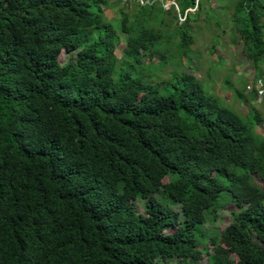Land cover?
<instances>
[{"label":"trees","instance_id":"trees-1","mask_svg":"<svg viewBox=\"0 0 264 264\" xmlns=\"http://www.w3.org/2000/svg\"><path fill=\"white\" fill-rule=\"evenodd\" d=\"M132 1L117 30L113 0H0V264H264L261 114L190 73L133 75L165 65L164 41L189 54L207 0ZM233 2L231 36L262 80L264 0ZM228 205L210 251L202 227Z\"/></svg>","mask_w":264,"mask_h":264},{"label":"rangeland","instance_id":"rangeland-1","mask_svg":"<svg viewBox=\"0 0 264 264\" xmlns=\"http://www.w3.org/2000/svg\"><path fill=\"white\" fill-rule=\"evenodd\" d=\"M116 1L118 0H113L115 2L113 6L106 9L105 16L107 22L119 30L120 10L124 8L132 15L137 8L133 1L125 5L123 0L122 3ZM175 1L162 0L164 5L169 6H172ZM233 4V0H207V4H204L205 10L198 16V22H195L198 29H193L194 43L190 47L189 54L178 60L176 56L177 39L164 41L158 46V49L165 53V65L160 67L157 58L151 62L146 60L144 63L146 67L140 69L143 72L142 76H140L141 74L138 75L140 71L137 69H133V75L142 77L146 82H153L156 85L159 82L173 80V74L190 73L208 90L210 96L218 98L224 105L240 115L245 116L251 108L258 111L263 119V124L257 127L256 132L264 136V73L262 80H260L261 76L244 59L241 43L238 42L239 39L233 40V35L231 36V23L229 20L233 13ZM170 13L172 14V12ZM216 22H218V25H216ZM168 33H171V30H168ZM125 42L126 37L122 36V42L116 51L119 60L118 68H124L125 65L123 59L126 48ZM69 57L70 54L63 51L60 62H67ZM253 89L255 95L250 97ZM236 90H244V94L248 98L247 104L237 100L235 97ZM259 184L264 187V183ZM225 198H227V195L222 193L221 200L223 201ZM137 204L138 211L143 213L141 201H138ZM234 209V206H226L219 211L218 219L214 221L211 216L207 217L202 229L209 237L208 247L210 251L214 247L212 243L218 240L222 231L231 223V212ZM208 262V257L204 256L203 260L196 263L188 262V264H208ZM179 263V261H173V264Z\"/></svg>","mask_w":264,"mask_h":264},{"label":"built area","instance_id":"built-area-1","mask_svg":"<svg viewBox=\"0 0 264 264\" xmlns=\"http://www.w3.org/2000/svg\"><path fill=\"white\" fill-rule=\"evenodd\" d=\"M159 1H160V0H159ZM137 2H139V3L142 4V5H145L146 3H148L147 0H137ZM160 2H161V4L164 6V8L170 7L169 5H164L163 2H162V0H161ZM172 6H174V7L176 8V10H178L175 2L173 3ZM180 20H182V18H180Z\"/></svg>","mask_w":264,"mask_h":264}]
</instances>
